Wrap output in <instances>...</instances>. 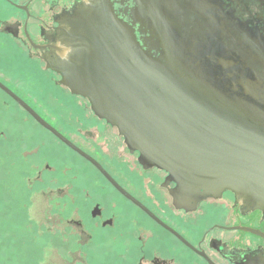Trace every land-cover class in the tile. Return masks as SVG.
Returning a JSON list of instances; mask_svg holds the SVG:
<instances>
[{"label": "flooded vegetation", "instance_id": "obj_1", "mask_svg": "<svg viewBox=\"0 0 264 264\" xmlns=\"http://www.w3.org/2000/svg\"><path fill=\"white\" fill-rule=\"evenodd\" d=\"M109 14L126 24L140 47L153 57L162 54L166 37L165 42L182 44L186 40L197 49L213 47L222 55L231 48L233 54L240 42L264 51V0H0V84L99 164L134 200L118 191L90 162L44 129L0 88V97L27 116L37 127L38 136L43 139L46 133L65 154L89 166L103 181L102 187L94 185L95 191L85 197L76 191L77 186L69 194L70 210L76 218L69 220L74 231L67 242L71 247L87 248L74 264H264V212L252 210L227 189L195 204L189 205L185 199L179 206L174 197L177 184L169 174L143 167L138 152L128 149L118 128L95 115L88 98L72 94L62 84V76L54 69L74 57L84 38L83 28L91 22H107ZM10 55L25 65L26 76L36 73L34 77L50 85L57 100H79L86 105L89 110L85 118H93L91 127L96 129L98 140L122 144L131 161L113 152H109L114 154L109 160L113 156H106L98 147L93 151L83 148L53 123L22 92L19 78L8 69ZM29 140L25 142L28 147ZM37 152L42 153V149ZM109 161L126 173L119 176L113 172ZM45 172L55 174L56 169L47 165ZM42 178L37 180L44 182Z\"/></svg>", "mask_w": 264, "mask_h": 264}, {"label": "water", "instance_id": "obj_2", "mask_svg": "<svg viewBox=\"0 0 264 264\" xmlns=\"http://www.w3.org/2000/svg\"><path fill=\"white\" fill-rule=\"evenodd\" d=\"M83 33L74 57L54 71L72 94L88 98L95 115L118 128L143 167L169 174L179 206L227 189L264 212V51L240 42L223 56L213 47L197 49L166 37L162 54L153 57L110 14L107 22L88 23ZM0 88L134 201L99 164Z\"/></svg>", "mask_w": 264, "mask_h": 264}, {"label": "rangeland", "instance_id": "obj_3", "mask_svg": "<svg viewBox=\"0 0 264 264\" xmlns=\"http://www.w3.org/2000/svg\"><path fill=\"white\" fill-rule=\"evenodd\" d=\"M17 60L10 55L8 69L19 78L22 92L53 123L83 148L93 151L98 147L106 156H113L109 160L117 154L131 161L119 144L98 140L96 129L91 127L93 120L85 118L79 106L73 101L57 100L52 87L34 77L37 75L34 72V76H26L25 65ZM79 128L93 133L75 131ZM37 132V127L20 109L0 97V264H74L87 252V248L71 247L67 242L69 233L74 231L68 225L69 220L76 218L70 210L69 194L77 186L76 191L85 197L95 191V186L102 187L103 181L89 166L65 154L46 133L42 142ZM28 138L30 147L25 145ZM40 148L42 153L38 154ZM103 154L97 155L104 157ZM114 162H108L109 168L119 172V176L125 174ZM47 165L56 169V173H43ZM39 177L44 182L38 181Z\"/></svg>", "mask_w": 264, "mask_h": 264}]
</instances>
